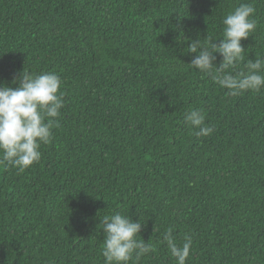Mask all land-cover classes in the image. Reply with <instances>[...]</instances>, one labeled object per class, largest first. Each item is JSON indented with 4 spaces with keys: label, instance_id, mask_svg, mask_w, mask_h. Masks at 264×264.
<instances>
[{
    "label": "trees",
    "instance_id": "trees-1",
    "mask_svg": "<svg viewBox=\"0 0 264 264\" xmlns=\"http://www.w3.org/2000/svg\"><path fill=\"white\" fill-rule=\"evenodd\" d=\"M241 3L256 9L246 71L264 0H0V85L54 72L65 101L40 161L0 166V264H104L117 212L156 246L138 264H175L169 229L191 238L187 264H264V89L229 96L190 65ZM192 109L211 135L184 123Z\"/></svg>",
    "mask_w": 264,
    "mask_h": 264
},
{
    "label": "clouds",
    "instance_id": "clouds-1",
    "mask_svg": "<svg viewBox=\"0 0 264 264\" xmlns=\"http://www.w3.org/2000/svg\"><path fill=\"white\" fill-rule=\"evenodd\" d=\"M256 9L250 3H241L224 16L223 39L211 46L201 42L189 45L191 53H197L190 65L209 77L226 95L238 96L244 92L259 93L264 89V57L248 59L246 71H237L244 61L243 40L256 30ZM217 54L222 58L217 66ZM13 85H0V166L24 172L41 159L40 148L50 143L53 128L60 126L61 110L65 106L61 91V77L54 72L32 74L26 72L15 77ZM184 123L195 130L197 136H209L213 128L205 126L201 109L185 113ZM102 224L104 264H138L142 257L155 251V245L141 239V222L133 221L119 212L105 216ZM175 264H187L192 248L190 237L180 245L169 229L163 241Z\"/></svg>",
    "mask_w": 264,
    "mask_h": 264
}]
</instances>
